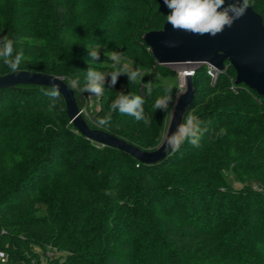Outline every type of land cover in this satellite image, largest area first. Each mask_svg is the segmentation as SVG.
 Listing matches in <instances>:
<instances>
[{"label":"trees","instance_id":"obj_1","mask_svg":"<svg viewBox=\"0 0 264 264\" xmlns=\"http://www.w3.org/2000/svg\"><path fill=\"white\" fill-rule=\"evenodd\" d=\"M249 3L264 21V0ZM165 17L157 0H0V37L23 50L19 71L64 78L81 111L91 97L83 114L91 128L153 151L172 104L156 110L155 100L168 87L174 100L179 90L178 72L144 41ZM112 51L143 79L129 84L121 75L109 88V76L102 95L83 92L89 67L113 70L104 55ZM226 65L214 83L207 65L192 78L185 116L206 129L199 145L185 141L153 165L83 136L64 97L44 94L49 87L0 88V249L10 261L52 247L66 260L50 264H264V97L236 84ZM10 73L0 62V76ZM118 92L145 97L150 126L118 112L98 125Z\"/></svg>","mask_w":264,"mask_h":264},{"label":"water","instance_id":"obj_2","mask_svg":"<svg viewBox=\"0 0 264 264\" xmlns=\"http://www.w3.org/2000/svg\"><path fill=\"white\" fill-rule=\"evenodd\" d=\"M157 1L159 11L167 15L169 9L163 4V0ZM144 41L161 65H211L222 71L228 68V62L236 71V84H245L264 97V21L251 6L230 28H225L215 37L174 31L166 22L162 30L146 33ZM186 79L187 90L176 100L164 140L153 151L142 150L104 130L91 128L79 109L75 92L62 77L17 71L0 76V88L20 85L51 88L53 84L58 85L66 103L68 117L83 136L98 144L128 153L141 163L153 165L163 162L174 151L167 146V137L181 123L194 99L193 79L187 73Z\"/></svg>","mask_w":264,"mask_h":264},{"label":"clouds","instance_id":"obj_3","mask_svg":"<svg viewBox=\"0 0 264 264\" xmlns=\"http://www.w3.org/2000/svg\"><path fill=\"white\" fill-rule=\"evenodd\" d=\"M163 4L169 9L165 19L172 26L174 31H184L195 35H210L215 37L222 33L225 28H230L234 22L241 18L248 7L249 0H163ZM92 60L99 59V49L89 50ZM110 57V72H101L93 68L86 71L85 83L82 91L90 95H102L105 89L106 77L110 76L107 81L109 88H112L118 82L121 75L128 77V83H135L138 79H143V73L139 69H133L129 64L122 63L123 53L112 51L104 53ZM23 50L17 51L14 40L7 35L0 37V62H3L12 72L19 71V66L23 60ZM73 86L78 81L73 80ZM147 95L151 96L153 91V83L144 84ZM164 95L155 100L154 108L156 110L167 111L172 103V88L164 89ZM44 94L51 97L53 101L60 97L59 86L53 84L50 89L44 91ZM145 97L140 94L118 92L117 97L111 102L109 112L103 118L98 120L101 127L107 126L112 120L113 113L118 112L121 115H128L135 121H143L145 126H150L152 119L145 115L144 105ZM55 107V104L49 106V110ZM201 121L198 116L188 113L167 137L166 144L172 150H178L180 146L188 141L195 146L199 145L202 135L200 128ZM226 133V129L221 128L217 133L222 136Z\"/></svg>","mask_w":264,"mask_h":264},{"label":"rangeland","instance_id":"obj_4","mask_svg":"<svg viewBox=\"0 0 264 264\" xmlns=\"http://www.w3.org/2000/svg\"><path fill=\"white\" fill-rule=\"evenodd\" d=\"M168 66H170L171 68H173L174 70H176L178 72V75H179V78H180V72H182L183 70H186V69L189 70V69H191L193 67H196L197 65H181V66H178V65H168ZM199 66H201V65H199ZM180 82H179L178 94L174 98V100H173V102L171 104V108H170V111H169V114H168V118H167V125L170 122V118H171V115H172V112H173V109H174L176 100L178 99L179 94L181 92H183L182 89H181V87H180ZM96 101L98 102V99ZM92 104H93L92 103V99H91V97H89V106L82 111L83 114L86 115V117H89V112L91 111V108H93L92 107ZM97 108H98V106H96V109ZM53 250L56 253L55 254V258H53V259H46L44 257V254H45L46 251H42L40 249H34V254L33 255H28V259L27 260H23V261H25L24 263L22 261H15V262L10 261V264H12V263H19V264H50L54 260H58V261H64V260H66V257H64L63 253H61L60 251H58L57 249H54V248H53Z\"/></svg>","mask_w":264,"mask_h":264},{"label":"built area","instance_id":"obj_5","mask_svg":"<svg viewBox=\"0 0 264 264\" xmlns=\"http://www.w3.org/2000/svg\"><path fill=\"white\" fill-rule=\"evenodd\" d=\"M199 67V65H197L196 67H193L189 70H183L182 72H180V78H179V82L181 81V73H184L186 76V73L188 75H190L192 78L195 75V70ZM208 69H207V73L208 75L211 77L212 82H216L220 76V74L224 73L226 71V69L220 71L217 68L211 66V65H207ZM55 251L53 250L52 247L48 248L44 254V257L46 259H53L55 258ZM23 263L25 261H22ZM0 264H10V259L9 256L0 249ZM12 264H19V263H12Z\"/></svg>","mask_w":264,"mask_h":264},{"label":"bare ground","instance_id":"obj_6","mask_svg":"<svg viewBox=\"0 0 264 264\" xmlns=\"http://www.w3.org/2000/svg\"><path fill=\"white\" fill-rule=\"evenodd\" d=\"M180 87H181V89H182L183 92H181V93L179 94V96H180L181 94H184V93L186 92V90H187V79H186V76H185L184 73L181 74ZM184 89H185V90H184Z\"/></svg>","mask_w":264,"mask_h":264}]
</instances>
